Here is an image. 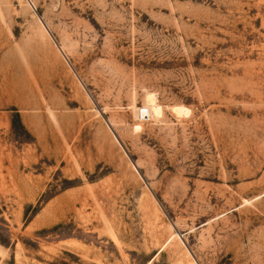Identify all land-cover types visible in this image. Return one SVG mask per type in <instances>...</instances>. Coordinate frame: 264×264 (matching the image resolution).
I'll return each instance as SVG.
<instances>
[{
	"label": "rangeland",
	"instance_id": "obj_1",
	"mask_svg": "<svg viewBox=\"0 0 264 264\" xmlns=\"http://www.w3.org/2000/svg\"><path fill=\"white\" fill-rule=\"evenodd\" d=\"M0 264H264V0H0Z\"/></svg>",
	"mask_w": 264,
	"mask_h": 264
},
{
	"label": "bare ground",
	"instance_id": "obj_2",
	"mask_svg": "<svg viewBox=\"0 0 264 264\" xmlns=\"http://www.w3.org/2000/svg\"><path fill=\"white\" fill-rule=\"evenodd\" d=\"M175 110H180L182 109L181 107H175ZM160 106L156 105L155 101L154 102H148L145 103L142 107L136 108L135 111H137L138 116H145L148 114V116L153 115L154 113L159 114L160 113Z\"/></svg>",
	"mask_w": 264,
	"mask_h": 264
}]
</instances>
